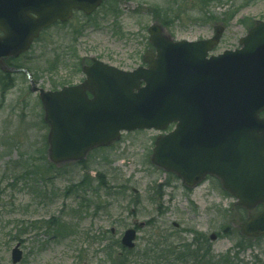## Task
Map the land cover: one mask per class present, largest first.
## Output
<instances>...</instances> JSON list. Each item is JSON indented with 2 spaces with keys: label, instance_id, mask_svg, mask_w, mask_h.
Listing matches in <instances>:
<instances>
[{
  "label": "rangeland",
  "instance_id": "obj_1",
  "mask_svg": "<svg viewBox=\"0 0 264 264\" xmlns=\"http://www.w3.org/2000/svg\"><path fill=\"white\" fill-rule=\"evenodd\" d=\"M258 20L264 21V0H108L90 15L75 12L44 30L20 62L29 79L51 90L78 83L90 57L125 71L142 65L153 23L174 41L207 39L222 26L209 52L219 54L239 48ZM12 78L11 86H0V264H12L17 242V264H112L102 252L106 232L119 239L130 227L137 228L135 248L120 264H145L144 252L160 248L167 250L163 264H197L189 257L196 251L209 252L211 263L264 264V236L240 233L247 212L216 178L185 188L151 162L154 139L164 131L124 132L82 164H51L38 94L24 74ZM52 223L64 231L57 234Z\"/></svg>",
  "mask_w": 264,
  "mask_h": 264
},
{
  "label": "water",
  "instance_id": "obj_2",
  "mask_svg": "<svg viewBox=\"0 0 264 264\" xmlns=\"http://www.w3.org/2000/svg\"><path fill=\"white\" fill-rule=\"evenodd\" d=\"M100 2L0 0V69L28 74L7 67L4 57L26 51L42 28L65 21L73 9L89 14ZM222 30L215 27L208 39L173 41L153 23L148 33L154 50L143 55L145 67L125 71L93 57L79 84L56 91L32 84L49 126V161L81 160L90 149L118 140L121 131L164 130L174 123L172 131L156 137L152 163L188 187L215 176L247 210L260 204L240 231L249 237L264 234V21L239 39V48L207 58ZM135 238L129 228L120 243L131 249ZM21 258L18 243L12 263Z\"/></svg>",
  "mask_w": 264,
  "mask_h": 264
},
{
  "label": "trees",
  "instance_id": "obj_3",
  "mask_svg": "<svg viewBox=\"0 0 264 264\" xmlns=\"http://www.w3.org/2000/svg\"><path fill=\"white\" fill-rule=\"evenodd\" d=\"M106 2H108V0H103L101 7L103 6V4H106ZM163 15H165V13ZM160 19H161L162 23H167L166 17L162 16ZM5 86H6V84H4L1 87H5ZM44 146L46 147V143ZM79 164H82V162H79ZM49 168L53 169L52 166H50V165H49ZM84 182H85V180H83V178H82L79 183L83 184ZM51 225L55 226V231L57 234L62 233V231H64V229H65L63 226H59V224H57V223H52ZM106 233H108L110 237L107 238V243L104 244V246L102 247V252H104L106 259H108V261H110L112 264H120V263H118L119 257L121 258V260H123L125 254L132 253V251H127V250L121 248L117 238H115L114 235L110 234L109 231ZM155 244H156V242H155ZM116 248L118 250L120 249V251L122 252L121 255L118 251H116ZM164 251H167V250L160 248L159 250L156 251L155 255L150 254V252L151 253L154 252V250H152V249L150 252L145 251L144 255H147V256H145V264L149 263V261L151 259L154 263L163 264L164 261L159 262V259L163 258V255H165V254H163ZM185 257H188V256L182 255L181 257H179V260H180V258H181V260H184ZM189 257L192 258V263L195 262L197 264H220V262H223V260H222L220 262L217 261V262L211 263V257H210L209 252H207V251L204 254H198V252L196 251V253H191ZM222 257L225 258V256H222ZM225 262H227V259L225 260ZM185 264H187V263H185Z\"/></svg>",
  "mask_w": 264,
  "mask_h": 264
},
{
  "label": "flooded vegetation",
  "instance_id": "obj_4",
  "mask_svg": "<svg viewBox=\"0 0 264 264\" xmlns=\"http://www.w3.org/2000/svg\"><path fill=\"white\" fill-rule=\"evenodd\" d=\"M21 57H15V58H10V59H7L8 60V63L10 65H12L11 67H19ZM1 72V71H0ZM2 73V80H6V85H9L11 86L12 85V81H13V78H12V75L11 74H6L4 72H1ZM14 75V74H13Z\"/></svg>",
  "mask_w": 264,
  "mask_h": 264
}]
</instances>
